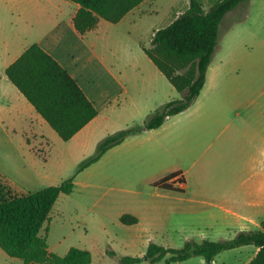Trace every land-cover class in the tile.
<instances>
[{
  "label": "rangeland",
  "instance_id": "rangeland-1",
  "mask_svg": "<svg viewBox=\"0 0 264 264\" xmlns=\"http://www.w3.org/2000/svg\"><path fill=\"white\" fill-rule=\"evenodd\" d=\"M5 1L0 0V77H3L1 68L8 58L2 54L1 29L6 32L8 41L16 34L10 29L12 13L5 7L10 6V0ZM47 1L34 0L29 7L33 22L27 29V41L47 32L54 22L63 18L62 14L76 7L68 0H55L58 7ZM218 1L199 0L205 11ZM188 3L189 0H144L117 26H111L117 27L113 33L118 41L113 48L117 50L115 55L122 70L129 76V96L133 98L125 108L103 113L90 121L70 140L62 141L35 111L34 116L21 113L13 117L0 109V181L8 185L13 195L37 192L73 177L72 192L59 196L39 233L50 253L62 257L69 249L76 248L89 252L90 264H119L124 256L143 259L149 243L180 249L187 240H202L199 232L201 213L181 214L169 208L176 207L177 203L170 205L160 199L157 196L160 192L152 185L155 181L174 171L184 172L185 177L193 179L199 173L198 165L194 167L189 156H198L202 152L205 153L202 157L204 166L200 173L208 176L229 172L234 156L242 164V173L264 172V101L258 102L262 115L257 113L245 118L244 110L237 109L239 114L235 123L225 127L235 115L236 99L246 97L248 93L245 91L248 87L241 84L242 79L251 74L255 79L253 93L261 94L264 83V0H248L227 13L228 20L246 16L247 31L257 37L245 36L248 35L246 32L240 35L245 44L239 53L238 72L231 70L230 75H217L216 81L209 80L187 109L167 117L156 129L127 137L96 162L77 172L81 164L95 155L103 139L143 123L164 103L179 98L141 46L149 47L153 33L169 25L187 9ZM219 29L220 35L222 28ZM221 38L217 45L223 44ZM222 54L216 51L213 64ZM228 54L233 56L230 51ZM130 56L139 62L137 67L140 69L127 67V62L132 60ZM249 65H252L251 69ZM4 104L0 101V108ZM225 137L233 140L224 147L229 157L220 160L210 153L219 149ZM251 153L256 158L253 162L249 160ZM26 173H29L28 178H33L31 183L27 182L28 178H23ZM11 182L17 187H10ZM124 214L136 217L138 223L122 224L119 219ZM222 234H205L210 238L205 240L218 241L224 238L220 236H228L224 231ZM246 260V252L232 249L216 256L214 264H246ZM202 261L200 257H192L181 264H206ZM20 263L19 259L8 257L0 249V264Z\"/></svg>",
  "mask_w": 264,
  "mask_h": 264
},
{
  "label": "trees",
  "instance_id": "trees-1",
  "mask_svg": "<svg viewBox=\"0 0 264 264\" xmlns=\"http://www.w3.org/2000/svg\"><path fill=\"white\" fill-rule=\"evenodd\" d=\"M77 6L72 18L75 31L83 35L96 28L100 20L116 24L144 0H68ZM248 0H219L205 11L199 0H189L187 9L164 28L156 30L144 54L179 94L151 113L143 123L120 130L103 139L95 155L81 164V172L96 162L105 152L127 137L160 127L167 117L187 109L204 86L206 71L212 60L224 16ZM5 76L34 111L62 141L70 140L97 116V111L71 75L38 44H31L6 69ZM178 172L152 185L176 191L171 180ZM73 177L58 185L37 192L13 195L8 185L0 181V249L22 264H90L89 252L71 248L62 256L48 251L45 239L39 235L49 214L61 195L73 190ZM119 221L135 225L137 218L124 214ZM254 246L255 256L246 264H264V220L256 231L238 232L232 239L218 241L187 240L180 249L164 248L149 243L144 256L146 264H165L200 257L212 264L221 252ZM112 254L111 251H106ZM140 257L124 256L119 264H141Z\"/></svg>",
  "mask_w": 264,
  "mask_h": 264
},
{
  "label": "crops",
  "instance_id": "crops-1",
  "mask_svg": "<svg viewBox=\"0 0 264 264\" xmlns=\"http://www.w3.org/2000/svg\"><path fill=\"white\" fill-rule=\"evenodd\" d=\"M5 2L8 1L6 0ZM9 2L10 6L5 7L9 8L12 13L13 22H11L10 29L16 34L11 41H8L5 35L6 32L1 29L3 38L2 54L3 56L7 55L8 58L1 68L3 77H0V92H2L0 101H4L5 104L0 109H3L6 115L17 117L21 113H27L31 116L35 114L32 106L5 76V69L31 44H38L74 78L96 109L97 116L95 118L109 111L114 113L117 109L125 108L130 103L133 96H129V76L126 71L122 70L119 60L115 55L117 50L113 48V45L118 41H115L117 37L113 33L115 31L114 28L117 27L111 26H117L122 20L116 24L100 20L95 29L80 35L72 25V18L77 10V6L71 7L66 14H62V19L52 24L47 32L40 34L35 40L27 41L25 39L27 29L31 27L33 22V17L29 14V7L33 5L34 0H10ZM47 2L58 7V1L49 0ZM227 16L228 14L224 16L219 25V28H222V33L218 36V40L222 37L220 43L223 44L216 46V50L206 71L204 86L209 80L211 82L216 81L217 75L221 77L224 73L225 75H230L231 70L235 72L240 70L239 53L243 51L242 48L245 44L244 41L240 40V38H243V36H240L241 34L244 35L246 32L248 35L245 36L257 38L255 33L247 31L244 25L247 19L246 16L233 17L229 20ZM124 38L127 39L128 36H124ZM217 50L224 54L220 55L216 64H213ZM228 51L233 53V56L228 54ZM249 57L251 58V54H249ZM130 58L132 59L131 56ZM133 66H140L135 58L127 62V67ZM251 66L249 65L250 69ZM137 68L140 69L139 67ZM8 84H11L12 87H9L10 85ZM241 84L244 87H248L245 90L248 93L245 95L246 97H238L236 99L233 106L235 115L226 123V128L234 124L238 118L239 112H237V109L244 110L246 114L245 118L257 113L262 115L258 102L264 101V83L260 89V95L253 93L255 79L251 78V74L247 78L242 79ZM84 128L75 135L79 134ZM223 140L224 142H222L219 149L214 153H210V155H217L220 160L229 157V152L224 147L225 144H231L233 139H226L225 137ZM204 154L202 152L198 156H189L192 165L194 167L198 165L197 169L199 173H196L193 179L185 177L184 172L174 171L178 172L179 175L173 178L171 182L177 190L168 191L155 187L160 192L157 193V196L166 201L167 204L175 205L177 203L178 206L176 205V207H168L175 209L181 214H193L200 211L199 223L201 228H199V232L202 240L210 239L206 238L205 234L212 232L216 235H223L224 231L228 236L220 237H224L222 239L226 237L232 239L238 232L259 230L260 222L264 220V172L242 173V164L234 156L229 172L208 176L200 173L204 166L202 159ZM255 159L251 153L249 160L253 162ZM23 171L25 170L23 169ZM28 176L29 173H26L23 178H28ZM32 181L33 178L30 176L27 182L31 183ZM10 187L16 188L17 185L11 182ZM25 189L24 191H27V188ZM162 208L163 206H161ZM235 250L246 252V262H249L258 251L254 246H241L235 248ZM204 261L203 259L202 262ZM206 264L209 263L206 262ZM212 264H214V261Z\"/></svg>",
  "mask_w": 264,
  "mask_h": 264
},
{
  "label": "water",
  "instance_id": "water-1",
  "mask_svg": "<svg viewBox=\"0 0 264 264\" xmlns=\"http://www.w3.org/2000/svg\"><path fill=\"white\" fill-rule=\"evenodd\" d=\"M143 260H146V257L145 256H143Z\"/></svg>",
  "mask_w": 264,
  "mask_h": 264
}]
</instances>
